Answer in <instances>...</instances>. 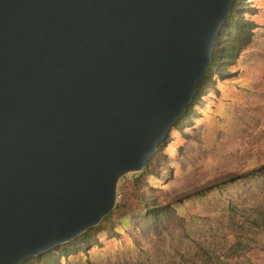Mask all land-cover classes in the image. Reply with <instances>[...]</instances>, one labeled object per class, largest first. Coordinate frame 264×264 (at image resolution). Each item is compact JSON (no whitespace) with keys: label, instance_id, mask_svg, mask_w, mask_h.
<instances>
[{"label":"water","instance_id":"1","mask_svg":"<svg viewBox=\"0 0 264 264\" xmlns=\"http://www.w3.org/2000/svg\"><path fill=\"white\" fill-rule=\"evenodd\" d=\"M233 0H0V264L114 207L204 76Z\"/></svg>","mask_w":264,"mask_h":264},{"label":"rangeland","instance_id":"2","mask_svg":"<svg viewBox=\"0 0 264 264\" xmlns=\"http://www.w3.org/2000/svg\"><path fill=\"white\" fill-rule=\"evenodd\" d=\"M248 1L259 26L234 66L237 75L216 80L217 91L196 107L188 138L170 129L172 140L142 171L119 178L102 229L85 251L76 239L80 248L60 264H264L263 172L171 204L154 218L138 205L146 194L163 204L264 158V0ZM246 215L259 224L249 225Z\"/></svg>","mask_w":264,"mask_h":264},{"label":"trees","instance_id":"3","mask_svg":"<svg viewBox=\"0 0 264 264\" xmlns=\"http://www.w3.org/2000/svg\"><path fill=\"white\" fill-rule=\"evenodd\" d=\"M256 11L257 7L255 5H250L248 0L232 1L228 17L219 28L214 39L212 56L207 65L206 72L197 82L194 94L190 103L185 108V111L171 127V129H175V132L182 138L186 139L189 137L187 129L193 126L194 119L199 116V110L196 107L202 105V100L209 90L212 89L217 91L215 86L216 80L228 81V79L237 75L238 70L234 68V66L237 64L239 58L246 53V48L252 42L254 31L259 26L258 21L253 17ZM171 140L172 138L169 136L168 132L165 138L158 143L154 154L160 152L163 145ZM151 157L143 168L147 166ZM142 169L140 171H142ZM261 172L264 173V158L256 161L251 166L230 173L225 177L218 178L211 183L176 194L163 204H155L154 196L152 194H146V197H141L139 199L138 205L142 207L145 214L154 218L165 207L171 204L181 203L192 197H201L214 189H218L240 179L251 178L261 174ZM106 217L107 216H104L96 225L87 228L69 242L60 244L56 248L43 252L40 255L30 257L21 264H60V258H65L69 254H74L80 248L76 245V242H74L76 239L82 240L81 249L85 251L90 245L88 241L90 240V236L102 229L100 224ZM245 218L248 220L249 225L257 226L260 222V218L255 215L251 217L246 215ZM86 262H88L87 259Z\"/></svg>","mask_w":264,"mask_h":264}]
</instances>
